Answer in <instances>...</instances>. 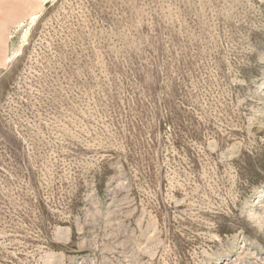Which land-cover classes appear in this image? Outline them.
Listing matches in <instances>:
<instances>
[{"label": "rangeland", "instance_id": "1", "mask_svg": "<svg viewBox=\"0 0 264 264\" xmlns=\"http://www.w3.org/2000/svg\"><path fill=\"white\" fill-rule=\"evenodd\" d=\"M35 1L0 65V264H264V0Z\"/></svg>", "mask_w": 264, "mask_h": 264}, {"label": "crops", "instance_id": "2", "mask_svg": "<svg viewBox=\"0 0 264 264\" xmlns=\"http://www.w3.org/2000/svg\"><path fill=\"white\" fill-rule=\"evenodd\" d=\"M39 12L40 6L35 0H0V65L10 60L13 29Z\"/></svg>", "mask_w": 264, "mask_h": 264}, {"label": "bare ground", "instance_id": "3", "mask_svg": "<svg viewBox=\"0 0 264 264\" xmlns=\"http://www.w3.org/2000/svg\"><path fill=\"white\" fill-rule=\"evenodd\" d=\"M38 17H39V16H35V17H33V19H30L29 21H27V23H28V22H34L36 19H38ZM25 25H26V22L21 23V24L16 28V30H17L18 28H20V27L25 26ZM20 52H21V50H19V49H15V50L13 51L12 56H11V58H10L11 62L14 61V60L18 57V55H19Z\"/></svg>", "mask_w": 264, "mask_h": 264}]
</instances>
